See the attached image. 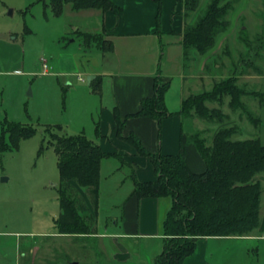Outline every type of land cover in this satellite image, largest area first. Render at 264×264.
<instances>
[{
    "label": "rangeland",
    "instance_id": "1",
    "mask_svg": "<svg viewBox=\"0 0 264 264\" xmlns=\"http://www.w3.org/2000/svg\"><path fill=\"white\" fill-rule=\"evenodd\" d=\"M209 2L202 0L186 21L192 23L201 16ZM227 2L233 5L227 16L229 26L218 36L215 47L206 55L188 59L184 69L172 60L170 71L183 73L184 100L213 92L222 81L237 78L236 84L245 92L241 98L244 108L233 109L230 96L207 102L206 106L220 116L205 120L193 110L185 115L184 132L187 136L198 133L210 144L220 129L236 127L233 140L260 139L264 145V0ZM89 16L90 12L73 11L70 4L56 17L52 7L40 0H0V130L7 122L36 130L34 137L21 141L19 149L0 153V264H112V252L121 251L120 245L133 251L136 259L155 257L163 249L158 241L132 239L128 243L110 237L121 215L114 198L117 191L121 195L124 190H117L116 183L130 186L134 168L136 175L138 169L114 159L103 169L101 202L97 215L92 213L95 221L91 226L98 234L52 237L58 232L56 221L62 213L61 177L49 142L51 133L74 135L67 121L72 119L73 90L80 86L75 83L69 87L67 83L74 79L58 73L70 70L65 55L98 69L93 55L103 52L95 45L88 47L76 34V29L92 25ZM144 60L149 66L150 60ZM128 61L129 56L123 53L121 69ZM45 64L48 74L44 73ZM91 78L85 76L86 85L81 87L85 88ZM179 82L176 79L168 94L172 109L179 107L175 105ZM254 181L261 183L263 193L261 226L253 236H264V176ZM81 194L86 196V191L80 189ZM212 248L219 255L215 261L222 264H264V241L228 240Z\"/></svg>",
    "mask_w": 264,
    "mask_h": 264
},
{
    "label": "trees",
    "instance_id": "2",
    "mask_svg": "<svg viewBox=\"0 0 264 264\" xmlns=\"http://www.w3.org/2000/svg\"><path fill=\"white\" fill-rule=\"evenodd\" d=\"M46 7L51 6L56 17H61L64 7L72 5L74 11L98 9L103 12L117 8L113 0H40ZM161 9L163 0H152ZM202 0H185V28L182 37L184 62L195 55L203 56L216 45L218 36L228 29L227 16L232 3L227 0H210L201 16L192 23L190 14L195 13ZM161 16L159 12L158 19ZM76 34L88 47L95 45L103 53L113 51V43L100 34ZM237 78H229L217 84L213 92L193 95L183 101L181 115L191 111L205 120L219 117L217 110H210L207 102L222 101L231 97L233 109L244 108L241 102L245 94L236 84ZM102 79L97 77L91 83L94 92L100 93ZM170 83L156 79L155 93L142 102L140 110L133 117L162 121L173 114L166 106V94ZM117 134L120 139L134 146L139 155L148 157L154 167L156 181L140 182L136 170L132 175L134 190L132 195L139 199L155 198L172 201L162 223L163 249L151 264H185L192 256L201 238L206 237H249L261 226L262 185L254 181L264 176V145L260 139L233 140L237 128L220 129L208 144L198 133L185 140L193 144L206 164V171L195 173L186 159V146L182 143L177 155L153 154L146 150L140 138L131 133L123 135L124 120L115 109ZM0 130V153L19 149L22 140L36 135L30 126L5 123ZM57 129L62 130L61 126ZM50 131V129H49ZM99 133V128H97ZM187 137V139H186ZM49 144L58 159L61 177L59 189L62 213L56 221L58 234L74 237L97 235L91 224L92 213L97 215L101 197V167L110 155L84 134L64 135L51 133ZM44 147L41 148L40 154ZM80 189L86 196L80 195ZM91 212V216H89Z\"/></svg>",
    "mask_w": 264,
    "mask_h": 264
},
{
    "label": "crops",
    "instance_id": "3",
    "mask_svg": "<svg viewBox=\"0 0 264 264\" xmlns=\"http://www.w3.org/2000/svg\"><path fill=\"white\" fill-rule=\"evenodd\" d=\"M113 1L117 8L107 12L98 9L75 11L90 12L89 17L92 19L91 26L85 27L84 30L76 29V31L104 34L106 40L113 43V51L93 55L97 70L85 67L76 56L65 55L66 60L71 63L70 70L67 73H58L60 76L74 79L67 83L69 87L73 88L75 83L80 84L73 90L72 119L67 121V127L74 135H86L97 143L103 152L110 155L102 163L100 191L103 169L112 159L121 160L128 166H137V179L140 182L156 181L150 159L139 155L134 146L118 136L115 109L124 120V136L136 134L146 150L153 154L177 155L183 143L186 146V159L192 171L205 172L206 164L203 158L193 144L186 142L183 133L184 120L181 115L185 98L183 73L181 71L174 74L170 71L174 59L178 61L181 69H184L182 46L185 28L184 0H163L161 9L152 0ZM159 12L161 16L158 19ZM123 53L129 56L125 69H121L119 64ZM144 59L150 60L149 66ZM79 74L84 81L78 80ZM87 75L92 78L85 88L81 87L86 85L85 76ZM97 77L102 79L100 93L94 92L91 87V83ZM156 79H160L163 83H170V90L176 79L180 81L179 97L175 102V105L179 107L171 108L173 100L168 98L169 90L165 101L168 111L173 115L164 119L160 126L151 118L132 116L140 110L144 100L154 96ZM113 170L114 172L118 170V166ZM127 172L129 171L126 170ZM120 183L121 181L116 183V189L124 188V190L121 195H119L120 190L117 191L114 202L115 208L121 210V215L114 222V235L110 237L115 238L116 242L117 239L128 243L132 239L146 240L147 243L158 241L163 246L162 223L172 201L155 198L139 199L132 195L133 182L130 186H126V183L119 186ZM52 237L74 238L71 235L58 234V232ZM228 240L262 242L264 236L201 238L195 253L186 259L185 264H222L221 261H215L219 255L212 245ZM120 248H122L121 251L112 252L114 253L112 264H151L158 256L136 259L133 251L121 245Z\"/></svg>",
    "mask_w": 264,
    "mask_h": 264
},
{
    "label": "built area",
    "instance_id": "4",
    "mask_svg": "<svg viewBox=\"0 0 264 264\" xmlns=\"http://www.w3.org/2000/svg\"><path fill=\"white\" fill-rule=\"evenodd\" d=\"M48 69H49V67L45 64L44 65V71H45L44 73L45 74H48L49 73L48 72ZM78 80L81 81V82L84 81V79L82 78V76L80 74L78 75Z\"/></svg>",
    "mask_w": 264,
    "mask_h": 264
},
{
    "label": "water",
    "instance_id": "5",
    "mask_svg": "<svg viewBox=\"0 0 264 264\" xmlns=\"http://www.w3.org/2000/svg\"><path fill=\"white\" fill-rule=\"evenodd\" d=\"M3 180L5 181L6 179L4 178Z\"/></svg>",
    "mask_w": 264,
    "mask_h": 264
}]
</instances>
